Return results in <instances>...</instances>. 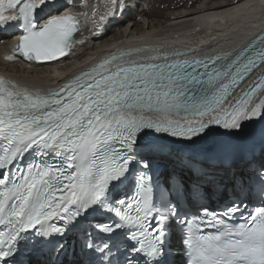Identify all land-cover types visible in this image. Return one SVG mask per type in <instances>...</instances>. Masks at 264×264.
I'll return each instance as SVG.
<instances>
[{
    "label": "snow or ice",
    "instance_id": "obj_1",
    "mask_svg": "<svg viewBox=\"0 0 264 264\" xmlns=\"http://www.w3.org/2000/svg\"><path fill=\"white\" fill-rule=\"evenodd\" d=\"M137 7L105 0L94 38ZM77 8L0 0L4 58H70ZM0 264H264V29L215 55L120 48L45 92L0 78Z\"/></svg>",
    "mask_w": 264,
    "mask_h": 264
},
{
    "label": "bare ground",
    "instance_id": "obj_2",
    "mask_svg": "<svg viewBox=\"0 0 264 264\" xmlns=\"http://www.w3.org/2000/svg\"><path fill=\"white\" fill-rule=\"evenodd\" d=\"M141 1L143 0H138L139 7L128 13L122 24L113 26L97 39L94 38L96 30L92 27L91 14L97 8L99 12H103L105 0H76V11L87 12L88 19L81 16L85 22L78 38L81 44L74 49L70 58L63 60L62 66L69 70L73 56L88 62L89 58L108 49L107 54L120 48L132 47L184 51L188 45L184 41L186 38L200 40L198 43H202V52L211 49V52L219 53L245 43L264 29V0H150L149 9L143 7ZM85 3L87 7H83ZM243 4L250 7L242 9L240 13L234 11L238 5ZM163 8H168L169 11L164 14ZM138 15L143 21H135ZM151 16L157 18L150 20ZM9 42V37L0 36V73L7 80L30 91H44L63 81L48 66H29L18 59L6 60L4 57L11 55L7 47ZM113 43L118 47L113 48ZM254 77L255 74L247 81ZM246 84L245 81L242 86Z\"/></svg>",
    "mask_w": 264,
    "mask_h": 264
},
{
    "label": "rangeland",
    "instance_id": "obj_3",
    "mask_svg": "<svg viewBox=\"0 0 264 264\" xmlns=\"http://www.w3.org/2000/svg\"><path fill=\"white\" fill-rule=\"evenodd\" d=\"M197 1V0H196ZM200 1H203V0H200ZM204 1H214V0H204ZM216 1V0H215ZM219 1H224V2H230V1H236V0H219ZM143 2V3H142ZM141 3H142V5H143V7H146L147 9H149V6H150V0H143V1H141ZM163 13L165 14L166 12H168L169 11V9L168 8H163ZM152 18H150V20L151 19H155V18H157L156 16H151ZM135 21H143V18L141 17V16H137V18H136V20Z\"/></svg>",
    "mask_w": 264,
    "mask_h": 264
}]
</instances>
